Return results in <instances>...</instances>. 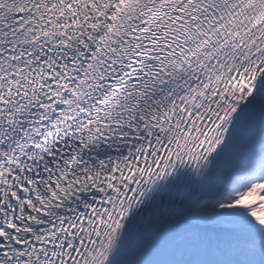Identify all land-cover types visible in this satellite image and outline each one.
Returning <instances> with one entry per match:
<instances>
[{"label":"snow or ice","instance_id":"snow-or-ice-1","mask_svg":"<svg viewBox=\"0 0 264 264\" xmlns=\"http://www.w3.org/2000/svg\"><path fill=\"white\" fill-rule=\"evenodd\" d=\"M0 264H264V0H0Z\"/></svg>","mask_w":264,"mask_h":264}]
</instances>
